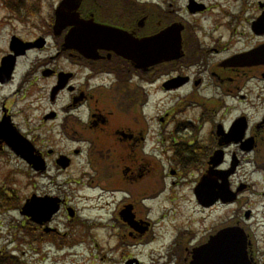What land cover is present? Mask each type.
<instances>
[{
	"label": "flooded vegetation",
	"instance_id": "1",
	"mask_svg": "<svg viewBox=\"0 0 264 264\" xmlns=\"http://www.w3.org/2000/svg\"><path fill=\"white\" fill-rule=\"evenodd\" d=\"M20 1L17 0L15 4ZM62 1L57 0L56 3H50L48 6L47 30L39 35L42 39V47L26 51V54L30 51H38L41 56L31 63L17 81L14 79L15 70L9 81L3 82L0 74V90L10 83H15L18 87L0 100L2 102L0 120L3 116L11 118L17 116L9 107L8 97L19 90L27 93L24 87L29 88V93L39 92L37 83H42L46 88L44 96H36L30 101L45 104L38 116V133L34 136L29 131L22 132L45 161V168L42 172H38L39 175H45L51 167L58 168L56 158L61 154L70 159V166H72L74 160L85 153L86 163L95 160L100 164L98 169L100 175L97 178L98 181L90 179L83 185L104 183L105 187L102 188V190L106 189L104 202L108 197L115 199L113 204L116 209L111 211L105 223L104 217H92L86 219L91 224L85 225L77 211L68 206L67 195L43 193L41 195L58 196L61 199L59 209L46 223L34 225L33 230L40 233V240L36 241L38 237L35 236L27 241L28 243L45 242L41 234H47L49 235L46 237L47 241L54 244L58 241L59 245L69 244L70 246L72 242L68 237V228L73 225H83L87 228L88 235L92 237H95L94 228L109 232L105 235V240L93 242L95 247L101 245V249L104 250L100 257L103 263L143 264L139 258L138 246L142 242L140 237L148 233L151 222L146 219L141 220L135 204L127 203L132 198L137 200L140 193L142 196L146 195L143 191H139L141 179L149 181L148 184L152 185L155 182L156 170L159 169L160 175H164L161 178H172L170 184L175 186L186 180L189 174L196 173L197 177L191 189L195 199L194 188L201 175L208 169L210 157L214 151L221 150L223 161L217 165V170L227 169L232 161H237L238 164L227 178L230 189L238 193L233 202L224 206H240L243 201L241 198L247 199L243 193L251 184L245 182L241 166L243 160L252 165L253 157L264 160V96L260 97L257 106L254 102H246L243 93L240 92L238 95V103H245L247 107L236 116H256V114L258 116L259 111L261 109L263 111L259 114V120L254 123H250V118L247 117L249 120L244 135L245 138H251L253 143V149L248 152L240 149L241 144L221 143L220 135L216 133L217 124H221L224 131H228L233 121L225 126L210 116L194 118L171 112L157 115L149 114L145 109L148 108L151 92L154 91L167 94L185 86L197 88L204 82H209L211 84L209 86L218 89H224L227 85L229 88L230 85H237V90L244 88L248 83L255 85L257 82L264 83V0L253 2L214 0V3H208V0H186L184 4L180 3V0H148L147 2L142 0H68L66 4L68 6L63 11L69 14V19L65 16H60V19L69 25L62 29H55V8ZM36 6L37 4L33 6L34 11L31 10L34 14H36ZM27 7L30 6L27 5ZM72 8L76 9L75 17H72V14L75 15ZM208 9H214L215 17L197 15L206 14ZM79 20L122 29L137 41L142 37H155L169 25L177 24L181 38L179 44L181 53L179 57L177 56L178 58L176 57L177 59L174 57L171 60L153 63L145 71H141L132 62L111 50L78 51L70 43L65 44L63 39L78 25L83 26L82 29L91 34V30ZM75 21H78L76 25ZM12 36L16 34H12L10 38ZM247 37L255 40V44L250 49L238 48L230 55L216 59L211 65L208 64V56L216 57L227 53L231 45L235 46L240 41L246 43ZM205 39L210 43L207 48L202 44ZM10 40H8L7 48L1 53L0 63L3 57L15 52V49L10 47ZM48 45L53 48L46 49ZM259 48L263 49L259 58H239L252 51H258ZM25 55L17 57L16 61L18 62V59ZM191 71H195V74L190 76L188 72ZM178 73L179 76L187 78L185 85L165 90L162 82L175 77ZM135 75L149 76V82L134 81L132 77ZM241 83L243 86L240 87ZM184 97L181 96L178 101ZM225 109L222 105L220 111ZM113 116H120L121 119L112 121ZM205 127L208 132L203 137L201 132ZM54 133L60 137L58 142L53 139ZM92 133L95 137H88ZM57 143H63L61 147L64 149L60 150L62 153L56 149ZM200 143L202 147L197 148ZM5 146V144L0 146V152L9 151ZM253 154H256V157ZM215 175L213 177L215 180L212 178L211 184L212 186L214 184L216 192L219 189L217 185L220 179H218V172H215ZM146 182H143V186ZM121 190L126 194V200L122 198L119 203H116L115 194H121ZM263 194L264 192L261 196ZM150 196L142 197V200L152 199L155 195ZM196 204L202 210L223 205L219 201L208 207L201 206L197 201ZM108 205L109 203H104L102 209L107 211ZM248 213H250L249 210ZM245 214L246 212L243 213L244 216ZM61 215L68 220L65 225L67 231L64 232L52 224ZM27 219L25 216L26 221ZM234 224L242 226L247 232L249 241L247 253L252 263L264 264L259 259L261 254L248 228H245L239 220ZM215 232L216 230H213L208 235H202L193 241L194 232L177 231L174 234L176 235L174 241H169L166 246V256H158L154 264H192L195 260L194 252L203 248ZM149 242L150 239L147 236L143 244ZM1 256L2 252H0ZM202 260L203 258L198 257L196 263Z\"/></svg>",
	"mask_w": 264,
	"mask_h": 264
},
{
	"label": "rangeland",
	"instance_id": "2",
	"mask_svg": "<svg viewBox=\"0 0 264 264\" xmlns=\"http://www.w3.org/2000/svg\"><path fill=\"white\" fill-rule=\"evenodd\" d=\"M16 1L0 0V57L1 53L7 48L8 40L12 34H16L17 38L22 41L28 40V42L34 41L39 35H42L47 30L48 21L46 17L48 6L50 3H56L57 0H28L30 8L27 7L28 3H25V0L17 2V5L15 4ZM142 1L147 2L148 0ZM185 1L180 0V3L184 4ZM249 1L253 2L254 0ZM207 2L214 3V0H208ZM36 4L37 10H35L36 14H34L31 10ZM207 11L206 14L201 13L197 15L199 17H215L214 9H208ZM187 15L189 14L187 13ZM247 38L248 41L246 43L240 41L235 46L231 45L227 53L225 52L216 57L208 56V64L211 65L216 59L230 55L232 52L238 50V48L240 50L250 49L255 44V40ZM202 44L207 48L210 43L205 39L202 41ZM226 47L228 46L226 45ZM49 48L53 47L48 45L46 49ZM38 56H41L40 52L30 51L23 58L18 59L14 74L16 81ZM188 74L191 76L195 74V71L188 72ZM178 76L179 73L175 77ZM132 79L140 81L142 78L135 75ZM37 85L40 89L39 92L29 93V88L24 87L27 93L24 90H19V92L7 98L12 113L17 115L12 116L14 124L23 133L29 131L33 135L38 133V116L45 105L38 103V101L37 103L35 101L30 102L36 96H44L46 92V88L42 83H37ZM209 85H211L209 82H204L202 86L197 88L185 86L178 91L167 94L158 91L151 92L150 104L145 111L149 114L157 115H161L163 112H171L194 118L197 116H204L203 118H205L207 112L209 116L226 126L235 120L238 117L236 115L247 107L245 103H238L240 92L245 95L246 102H254L257 106L260 102V97L264 96V83L261 82H257L256 85L248 83L240 90H237V85H230V88L227 85L224 89L214 88ZM239 86H243V83L239 84ZM17 88V84L15 83H10V85L4 87L3 90H0V100ZM181 96L185 97L178 101ZM221 104L225 105V111H219ZM261 111L262 109L259 111V114ZM259 114L258 116L256 114V116L246 117L250 118V123H254L259 120ZM116 119L120 120L121 117L113 116L112 121ZM207 132V127H205L201 132L203 137ZM88 137L94 138V133L88 135ZM59 138V135L54 133V141L58 142ZM57 144L56 149L58 152H61L60 150L64 149L61 147L63 143ZM200 147H202L201 143L198 144L197 148ZM253 155L255 156L256 154ZM86 160L85 153H82L81 156L74 160L72 166L66 170L60 171L56 167H51L45 175H38L7 150L0 152V251L4 253L5 251H9L14 256L21 257L20 260L28 264H107L103 263L100 259L101 253L104 251L101 249V245L95 247L93 242L105 240V235H108V231L96 230L94 228L95 237H92L88 235L85 226L73 225L68 228V237L72 242L70 246L69 244L57 246L58 241L55 244L50 241L28 243V237L37 231L33 230V225L28 219L26 221L25 217L19 213V206H21L26 197H30L31 194L50 193L59 196L67 195L68 206L77 211L80 220L85 222V225L91 224L86 219L92 217H104L103 222L105 223L111 211L114 208L116 209V206L113 204L115 203V199H111V197L106 199L109 203L106 208L108 210L106 211L102 209L103 204L106 203L103 199L106 189L102 190L105 184L92 183L90 185H83V183L90 181V179L98 181L97 178L100 175L98 170L100 164L95 160L94 162L86 163ZM245 162L243 160L241 172L243 173L245 182H248L251 186L243 193L247 199L242 197L243 201L240 206L233 205L228 207L216 205L207 210L199 208L193 200L191 192L196 180L195 178L197 177L196 173L189 174L186 180L177 183L175 186L170 184L172 178H161L164 175H160L161 171L159 169L156 170L155 182L152 185L148 184L149 181L146 182L141 179L138 186L140 187L139 191H143L146 195L142 196L140 193L139 199L132 198L127 203L132 202L135 204L141 220L146 219L151 222L150 227H148V233L140 237L142 242L138 246L139 258L142 263L154 264L158 256H166V246L169 244V241H174L176 237L174 234L179 230L182 233L187 231L194 232L192 238L195 241L202 235H208L213 230L226 226H236L234 223L237 220L241 221L245 228H248L251 237L255 240L256 248H258L261 254L259 259L264 262V199L260 194L262 191L264 192V160L261 161L259 158L256 157L255 159L253 157L252 165H249L247 162L245 164ZM258 163H260L261 169H257ZM143 182H146L144 186ZM162 190L163 192H161ZM122 192L124 191L121 190V194H115L116 203H119L120 199L126 196ZM3 193H6L8 197H5ZM150 195L155 196L149 201L148 199H141ZM144 204L147 207H144ZM248 210L250 213L247 212L246 217L243 213ZM67 222V218L61 215L52 224L64 232L67 231L65 226ZM26 230L30 233L27 234ZM147 236L150 242L143 244ZM3 243H6L5 249Z\"/></svg>",
	"mask_w": 264,
	"mask_h": 264
},
{
	"label": "water",
	"instance_id": "3",
	"mask_svg": "<svg viewBox=\"0 0 264 264\" xmlns=\"http://www.w3.org/2000/svg\"><path fill=\"white\" fill-rule=\"evenodd\" d=\"M68 0L62 2L65 6ZM58 14V11H56ZM59 15V14H58ZM74 16V15H73ZM95 27H88L91 30V34L86 33L83 29H77L74 33H68L66 42H70L74 46L79 44L82 49L92 51L93 49L103 48L115 51L117 54L123 56L133 62L136 67L141 69H147V66L152 65L155 62L169 60L174 57L175 52L179 50V33L176 30L175 33L171 34L170 29L157 36L143 38L139 41L132 38L126 32L115 29L112 27L94 25ZM14 44L19 45L15 40ZM93 42L92 44H88ZM30 47L29 44H25L24 48ZM13 59V56H11ZM2 67L0 72L6 71V74H10L13 61L9 58L2 59ZM185 82V78L179 82V85ZM246 125L244 119L240 117L236 123L222 138L224 143L231 141L238 142L243 137V132ZM217 133L223 135L221 128L218 127ZM4 142L10 149L19 156L21 159L30 164L35 170H43L45 168L44 161L40 156L35 154V150L31 143L22 136L18 129L12 124L9 117H3L0 121V143ZM252 145L250 140L242 143L241 148L244 150L251 149ZM221 161V153L215 152L210 158L211 166L214 167ZM58 165L65 168L69 161L64 157L60 156L57 160ZM210 167L209 171L202 176L199 185L195 189V194L198 201L203 205H210L213 203L211 196L210 179L214 175L213 168ZM229 171L222 177L223 183L220 186L221 191L218 196L222 201H230L227 181L225 180ZM210 184V185H209ZM214 188V187H213ZM205 197V198H204ZM204 198V199H203ZM55 201V199L53 200ZM50 201L47 198H35L32 197L22 207L21 213L31 217L34 221H40L44 219L55 210V202H50L48 207L47 203ZM246 235L239 227H226L218 231L214 236L210 237L208 243L198 252L196 250L194 257L203 258L202 261L193 264H250V259L247 256V239ZM209 258V259H208Z\"/></svg>",
	"mask_w": 264,
	"mask_h": 264
},
{
	"label": "bare ground",
	"instance_id": "4",
	"mask_svg": "<svg viewBox=\"0 0 264 264\" xmlns=\"http://www.w3.org/2000/svg\"><path fill=\"white\" fill-rule=\"evenodd\" d=\"M0 144L2 145V144H4V142H2V143H0ZM9 150H11V149H9ZM7 151H8V150H7ZM44 165H45V161H44ZM149 200H150V198H148V201H149Z\"/></svg>",
	"mask_w": 264,
	"mask_h": 264
},
{
	"label": "trees",
	"instance_id": "5",
	"mask_svg": "<svg viewBox=\"0 0 264 264\" xmlns=\"http://www.w3.org/2000/svg\"><path fill=\"white\" fill-rule=\"evenodd\" d=\"M13 260V259H12ZM9 262H11V261H9Z\"/></svg>",
	"mask_w": 264,
	"mask_h": 264
}]
</instances>
